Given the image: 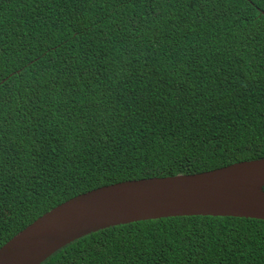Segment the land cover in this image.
Returning <instances> with one entry per match:
<instances>
[{"label":"trees","instance_id":"1","mask_svg":"<svg viewBox=\"0 0 264 264\" xmlns=\"http://www.w3.org/2000/svg\"><path fill=\"white\" fill-rule=\"evenodd\" d=\"M264 157V0H0V248L116 182ZM40 264H264V220L113 225Z\"/></svg>","mask_w":264,"mask_h":264},{"label":"water","instance_id":"2","mask_svg":"<svg viewBox=\"0 0 264 264\" xmlns=\"http://www.w3.org/2000/svg\"><path fill=\"white\" fill-rule=\"evenodd\" d=\"M264 220V157L213 170L153 176L78 194L41 215L0 248V264H40L88 233L174 216Z\"/></svg>","mask_w":264,"mask_h":264}]
</instances>
